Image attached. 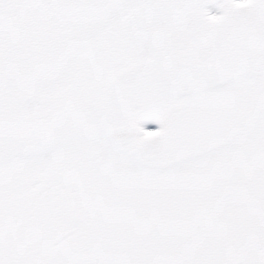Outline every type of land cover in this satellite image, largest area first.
I'll return each mask as SVG.
<instances>
[{
  "label": "snow or ice",
  "instance_id": "obj_1",
  "mask_svg": "<svg viewBox=\"0 0 264 264\" xmlns=\"http://www.w3.org/2000/svg\"><path fill=\"white\" fill-rule=\"evenodd\" d=\"M0 264H264V0H0Z\"/></svg>",
  "mask_w": 264,
  "mask_h": 264
},
{
  "label": "rangeland",
  "instance_id": "obj_2",
  "mask_svg": "<svg viewBox=\"0 0 264 264\" xmlns=\"http://www.w3.org/2000/svg\"><path fill=\"white\" fill-rule=\"evenodd\" d=\"M148 127H150V128H155L156 125H148Z\"/></svg>",
  "mask_w": 264,
  "mask_h": 264
}]
</instances>
